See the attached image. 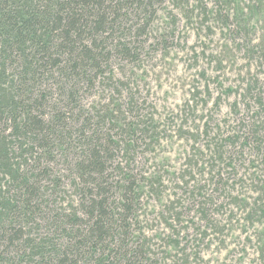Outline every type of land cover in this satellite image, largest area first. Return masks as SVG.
I'll list each match as a JSON object with an SVG mask.
<instances>
[{"label":"trees","instance_id":"obj_1","mask_svg":"<svg viewBox=\"0 0 264 264\" xmlns=\"http://www.w3.org/2000/svg\"><path fill=\"white\" fill-rule=\"evenodd\" d=\"M190 1L0 0V264H158L128 169L146 129L124 108L128 83L114 65L153 46L149 31L169 4L206 18V2ZM208 1L224 23L264 6ZM168 24L155 40L164 47L176 21Z\"/></svg>","mask_w":264,"mask_h":264},{"label":"rangeland","instance_id":"obj_2","mask_svg":"<svg viewBox=\"0 0 264 264\" xmlns=\"http://www.w3.org/2000/svg\"><path fill=\"white\" fill-rule=\"evenodd\" d=\"M208 12L186 18L169 4L153 46L114 65L128 83L124 108L146 129L128 164L143 190L140 227L158 264H264V62L253 54L264 47V6L225 23ZM172 21L169 45L156 44Z\"/></svg>","mask_w":264,"mask_h":264}]
</instances>
